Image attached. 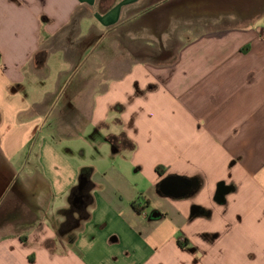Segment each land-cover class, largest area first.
<instances>
[{
	"label": "crops",
	"instance_id": "1",
	"mask_svg": "<svg viewBox=\"0 0 264 264\" xmlns=\"http://www.w3.org/2000/svg\"><path fill=\"white\" fill-rule=\"evenodd\" d=\"M146 1L0 0V264H264V0H150L127 36L177 51L129 57L111 34ZM121 131L133 150L105 141ZM94 148L114 160L90 219L51 251ZM169 176L193 192L163 194Z\"/></svg>",
	"mask_w": 264,
	"mask_h": 264
},
{
	"label": "trees",
	"instance_id": "2",
	"mask_svg": "<svg viewBox=\"0 0 264 264\" xmlns=\"http://www.w3.org/2000/svg\"><path fill=\"white\" fill-rule=\"evenodd\" d=\"M122 110L123 105L119 103L111 107V111L117 113H121ZM117 121H119V118H117ZM104 139L111 145L114 152L121 150H133L135 148V144L127 137L124 131H121L118 134H107ZM156 170L159 174L164 173V169H162V167L158 166L156 167ZM92 173V166H84L79 170L78 181L80 179H85V184L81 189L79 188L78 184L74 185L69 191L67 206L60 208L57 211L58 215L62 218V221L57 227L56 237L45 242V247L47 249L51 251L58 250L56 246L60 245L61 237H68V240H66V245L71 247L76 238V233L82 230L85 222L90 219V208L93 207L94 204V198L91 194V191L94 189V184L91 181ZM132 206H135V202H132ZM191 215L209 216L210 211L195 205L192 207ZM188 244V241H183L181 246L183 248L187 247L189 250H193V248Z\"/></svg>",
	"mask_w": 264,
	"mask_h": 264
},
{
	"label": "rangeland",
	"instance_id": "3",
	"mask_svg": "<svg viewBox=\"0 0 264 264\" xmlns=\"http://www.w3.org/2000/svg\"><path fill=\"white\" fill-rule=\"evenodd\" d=\"M150 3H151L150 0L146 1L142 5L143 7L139 8L137 11L134 12L136 14H133L132 16L128 17L124 21V23H122L121 25H119L117 28H115L112 31V34H111L112 39H116L117 42L120 41L121 44L126 46L128 52H129V57H130V55H132V56L134 55V56L139 57V58L157 59V58L161 57L165 52H167V54H173L174 52L176 53V51H177V43H175V42H169V47H167L166 49L160 50L157 48L155 43H153L149 40H146V39L130 40L129 36L132 37V36H134V34H132V35L129 34V36H127V34H126L127 29L139 30L142 25H144L146 23H148V24L151 23V16H152L153 12L149 8ZM142 9L145 11H143ZM165 15H167V11H166ZM136 35H140V34H136ZM61 66L67 68L68 64L65 63V61H64V62H62ZM52 82H53L52 79L48 78L46 80L45 86L50 87L52 85ZM105 145L108 148H110V146L107 143H105ZM64 146H66V144ZM69 146H71L73 149H75L72 145H69ZM79 148L80 147L77 146L76 151H78ZM78 157H81L83 159V156H78ZM116 157H118V156H116ZM113 160H114V157H111V158H107L105 161V159L103 158L102 152L99 149L94 148L90 151H87V153L85 155V159L82 160L83 161L82 166H93L95 169H97V168H101L103 164H104V166L110 165V162H112ZM148 196H150V195L148 194ZM153 198H154V196H153ZM57 204L58 205L62 204L63 206H65L67 204L66 198L65 199L62 198V202L60 200H57L56 205ZM152 204L156 205V203H154V202ZM53 206L55 208V205H53ZM92 208L93 207H91L90 209H92ZM52 209H53V207H52ZM52 212H50L49 217L52 216ZM125 214L127 215V212H125ZM110 223L111 222L108 223V226L110 225ZM131 224H132L133 228L141 230V231L147 230V229L149 230V228H150V227L148 228L149 223H147L146 220H144L143 218H135V222H133V223L131 222ZM110 226L111 227L114 226L117 229L119 228V225L116 222H113V224H111ZM125 235H127V234H125ZM0 236H2V235H0ZM230 237L232 239L234 238L233 235H231V236L227 235V241H226L227 245L232 243V240ZM65 240H68V237H65ZM182 242L183 241H181V243ZM181 243H179V244L181 245ZM223 245L227 246L225 244V242H223ZM56 247L60 250L62 246L57 245ZM97 248H99V247H97Z\"/></svg>",
	"mask_w": 264,
	"mask_h": 264
},
{
	"label": "water",
	"instance_id": "4",
	"mask_svg": "<svg viewBox=\"0 0 264 264\" xmlns=\"http://www.w3.org/2000/svg\"><path fill=\"white\" fill-rule=\"evenodd\" d=\"M85 179L78 181L79 188H83ZM160 191L168 196L182 197L193 192L195 181L181 180L177 177L169 176L160 183Z\"/></svg>",
	"mask_w": 264,
	"mask_h": 264
},
{
	"label": "flooded vegetation",
	"instance_id": "5",
	"mask_svg": "<svg viewBox=\"0 0 264 264\" xmlns=\"http://www.w3.org/2000/svg\"><path fill=\"white\" fill-rule=\"evenodd\" d=\"M85 199V198H84Z\"/></svg>",
	"mask_w": 264,
	"mask_h": 264
}]
</instances>
